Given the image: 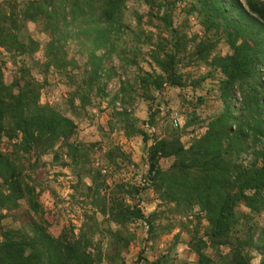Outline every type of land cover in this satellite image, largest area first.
I'll list each match as a JSON object with an SVG mask.
<instances>
[{"label": "trees", "instance_id": "trees-1", "mask_svg": "<svg viewBox=\"0 0 264 264\" xmlns=\"http://www.w3.org/2000/svg\"><path fill=\"white\" fill-rule=\"evenodd\" d=\"M138 1L156 19L157 34L142 28L141 14L129 10L127 0H0V48L13 58L31 59L41 49L28 28L34 23L47 40L43 60L33 67L69 79L72 114H87L94 100H105L113 116L109 129L151 141L143 184L118 183L105 194L107 175L91 160L98 142L72 139L77 123L40 102L45 83L31 73L32 66L22 60L10 83L0 67V264H125L120 253L135 239L129 225L138 220L152 242L178 227L169 250L182 242L194 254V264H252L254 251L258 264H264V225L254 218L264 214V0H191L186 16H195L200 36L174 26L172 11L179 0ZM73 41L77 55L85 58L82 65L69 57ZM220 41L229 47L224 55L215 53ZM115 59L117 64L109 65ZM201 65L208 71L190 81L184 69ZM215 71L221 74L220 109L188 146L181 141L182 127L170 122L162 132L149 134L131 115L136 98L146 101L144 124L157 129L155 101L163 89L198 87ZM118 73L124 76L119 90L108 92L107 83ZM196 119L193 114L184 127ZM104 154L110 165L128 159L115 146ZM45 155L70 168L75 193L93 208L83 212L78 234L72 224L56 236L49 232L52 223L43 217L39 201L44 188L37 190L33 177L45 167ZM163 159L171 160L167 167ZM148 188L163 208L144 214L140 203ZM8 213L22 224L2 225ZM105 239L110 253H104ZM172 259L168 252L153 260L140 255L138 262L172 264Z\"/></svg>", "mask_w": 264, "mask_h": 264}, {"label": "rangeland", "instance_id": "rangeland-1", "mask_svg": "<svg viewBox=\"0 0 264 264\" xmlns=\"http://www.w3.org/2000/svg\"><path fill=\"white\" fill-rule=\"evenodd\" d=\"M190 2L191 0L176 1L172 11L173 24L177 28L184 30L188 36H200L202 29L195 16H186L185 6H188ZM126 4L129 10H137L141 14V20L143 22L142 28L145 31L154 32L153 34L159 32V29L155 27L157 24L156 19L147 13V6L138 0H127ZM28 28L33 38L40 41L41 49L30 59L27 56L13 58L8 51L0 48V67L2 68L4 81L10 83L18 76L22 60L32 66L31 73L38 81L43 84L45 83L41 89L40 102L48 103L59 108L77 123L76 134L72 139L85 143L98 142L99 145L95 147L91 155V160H93V167H101L103 169L101 172L107 175V190L104 192L105 194H108L118 183L143 184V176L147 170L145 163L146 149L151 141L149 140L144 143L141 137L127 138L123 135L122 131L109 129L108 120L113 116L105 100L102 102L94 100L93 106L87 108V114L73 115L68 104L69 93L72 89V86L69 84V79L64 74L56 73L52 70L47 74L40 73L38 71L39 68L33 67L35 61L43 60L42 47L47 38L45 34L38 31L34 23H28ZM77 45L76 41L69 43L68 54L69 57L74 55L79 65H82L85 58L77 55V50L79 49ZM228 52V45L224 41H220L215 49V53L224 55ZM117 62L115 59L109 62V65H115ZM142 68L148 69L146 62L142 63ZM184 70V72L189 74L190 81L199 79V76L208 71L203 65L197 67L192 66ZM117 72L120 71L118 70ZM73 73L78 74V70H74ZM213 74L214 77H207L200 86L195 88L191 86L184 88L165 87L155 101V103H158L160 110V113L155 117L157 129H147V125L144 124L149 118V107L146 101L136 98L133 110L129 111L138 120L139 125H142L149 134L162 132V128L166 125L168 126L173 117L179 118L180 123L176 127H182L181 141L188 146L189 142L195 136H199L204 132L208 118L220 109V102L217 95L218 82L221 74L218 71H215ZM123 77L120 73L114 76L107 83L106 90L111 93L118 91L121 85L120 80ZM116 110H121L119 104L116 105ZM193 114L197 118L195 123L185 128V123L191 120ZM113 146L125 152L128 159L124 157L123 159H118L115 162L116 164L111 163L110 165L108 159L104 157V153ZM51 156H43L42 160L46 162L45 167L33 175L36 179L37 190L41 186L44 188V191L39 197L43 208V217L52 223L49 227V232L52 235H58L62 226L68 224H72L74 226V232L78 234V230L84 220L83 212L93 208L90 205L87 206L82 203L81 199L75 193L73 185L76 182V177L70 168L61 167L53 163ZM170 162V159H163L161 165L162 167H167ZM84 182L90 184L89 178L85 177ZM143 197L144 199L141 201L140 206L144 214H148L156 210V208H163L158 205L159 201L151 189H144ZM21 203L22 205L25 204L24 202ZM242 209L247 211L245 208ZM97 218L98 220L102 219L99 214H97ZM173 218L175 217L173 216ZM254 218L257 224L264 225V214L255 216ZM203 223L205 224V221ZM1 224L8 227H18L22 224V219L17 216L12 217L11 213H8V215L1 219ZM129 228L135 234V239L120 253L125 264H141L138 262L140 255L148 260H153L159 255L168 252L173 257L172 264H183L185 262L194 264V254L182 242L177 243L173 249L169 250L173 236L178 232V227L174 228L170 233L163 234L155 242L148 239L147 226L142 221H133L129 225ZM186 238V234L182 233L180 240L185 241ZM102 244L104 253L112 252V247L109 246L107 239L103 240ZM251 256L252 264H258L260 262V255L258 253L254 251Z\"/></svg>", "mask_w": 264, "mask_h": 264}, {"label": "built area", "instance_id": "built-area-1", "mask_svg": "<svg viewBox=\"0 0 264 264\" xmlns=\"http://www.w3.org/2000/svg\"><path fill=\"white\" fill-rule=\"evenodd\" d=\"M180 120H179V118H177V117H173L172 118V120H171V122H172V124L174 125V126H177V125H179V122Z\"/></svg>", "mask_w": 264, "mask_h": 264}]
</instances>
